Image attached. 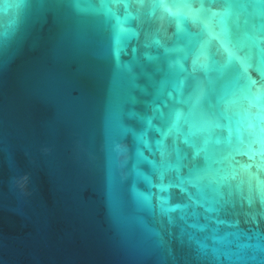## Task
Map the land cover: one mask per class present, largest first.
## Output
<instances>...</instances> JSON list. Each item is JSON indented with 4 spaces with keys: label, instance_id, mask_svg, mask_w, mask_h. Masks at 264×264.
Segmentation results:
<instances>
[{
    "label": "water",
    "instance_id": "95a60500",
    "mask_svg": "<svg viewBox=\"0 0 264 264\" xmlns=\"http://www.w3.org/2000/svg\"><path fill=\"white\" fill-rule=\"evenodd\" d=\"M0 264H264V0H0Z\"/></svg>",
    "mask_w": 264,
    "mask_h": 264
}]
</instances>
